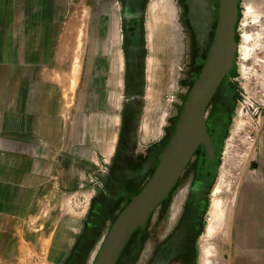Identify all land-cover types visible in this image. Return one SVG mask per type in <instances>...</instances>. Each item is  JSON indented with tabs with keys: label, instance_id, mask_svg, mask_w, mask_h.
<instances>
[{
	"label": "crops",
	"instance_id": "1",
	"mask_svg": "<svg viewBox=\"0 0 264 264\" xmlns=\"http://www.w3.org/2000/svg\"><path fill=\"white\" fill-rule=\"evenodd\" d=\"M236 1L234 29L240 13ZM177 5L190 38V0H177ZM6 13L10 18L0 21V264H119L127 240L116 252L104 247L121 234L115 230L125 222L123 214L139 205L149 182L140 189L147 172L140 166L137 175L129 173L124 145L132 139L145 95L149 107L156 100L141 81L173 82L178 56L172 9L165 11L161 1L153 0L149 68L145 72L142 66L135 82L129 80L133 71L126 56L115 49L117 19L111 4L104 23L109 57L92 50L97 44L91 43L92 23L86 20L92 6L76 0H1L0 14ZM169 35L171 44L164 50L160 43ZM123 64L120 88L116 72ZM188 68L181 77L180 105L190 108ZM153 114L145 112L136 141L140 146L161 133L164 116L154 120ZM138 159V165L146 164L147 156ZM252 159L237 188L233 222L238 234L250 224L252 240L264 245V131Z\"/></svg>",
	"mask_w": 264,
	"mask_h": 264
},
{
	"label": "rangeland",
	"instance_id": "2",
	"mask_svg": "<svg viewBox=\"0 0 264 264\" xmlns=\"http://www.w3.org/2000/svg\"><path fill=\"white\" fill-rule=\"evenodd\" d=\"M5 1L8 2L9 0ZM76 1H78L79 4L82 3L93 7L94 13L90 16H86V20L88 19L87 22L92 23L91 31L88 32V35L92 40L91 43L97 44V47H93L92 50L97 52L100 56L102 54L105 56L107 55L106 57H109L112 52L108 50L107 45L105 46L106 43H104L108 40L104 31L105 11L107 3L114 7L115 17L117 19L116 37L114 40L116 45L115 49H117V52L119 51L121 56H126L124 48L122 0ZM160 1L165 11L171 7L173 13L172 17L168 18L171 20V25L174 27V35L176 36L175 53L178 56L177 61H175L176 73L174 74L173 82L170 83V81L164 79L163 82L161 81V86L158 84V81L155 86L148 84L149 82L146 80H144V82L143 80L141 81L144 90L145 88H147L148 91L152 89L153 95H156L155 102H151V107L154 110V120L164 116V121L161 133L155 138L157 140L145 146H140V144L136 143L140 129H142L144 115L150 100L148 94L145 95L146 97H144L142 108L136 112L131 127L132 139L130 143H125L124 145V149L127 150L123 151L128 158L126 160V167L129 169L132 168L131 165L134 163L132 161L136 159V161L139 162V155L149 156L150 153H155L159 139L171 125L172 118L176 115L180 107L182 92L184 91L181 77L185 69L189 70L188 65H190L188 62L190 61V42L188 43L186 30L183 28L181 22L177 0H159V2ZM152 2L153 0H145L142 12L138 17V23L141 28V65L143 69L147 66L149 68V56L151 53L149 27L151 24L150 13ZM239 4L240 13L236 26V48L232 56L233 71L231 72V76L234 83L233 86L227 85L229 91L234 93L235 98L229 117L221 130L220 139L219 141L217 140V145L214 148V150L216 149L217 156V172L216 176L214 175V183H210V188L205 190L207 198L206 206L199 231L196 233L195 238L192 239L194 242V249L190 258L191 260L188 262L186 256L175 257L174 254L164 255L158 258L156 256V248H154L153 245L155 236H158V240L160 239L158 243H160L166 239V235L168 238V235L172 234L169 229L173 225L174 213L177 211L182 200L179 198L178 204L176 203L178 198L177 192L171 194L170 200L164 201L162 205L153 211L149 222L137 230L129 242V247L121 257L119 264H149L154 262V260L156 262L160 260L163 264H199L201 256L200 241L212 217V191L221 175L222 169L226 171L223 200L227 202L228 217L227 221L223 224L222 230L217 231L208 242L210 248V264H264L263 240H252L250 224H248V229H246L248 231L238 234V229L233 222L238 185L244 172L252 165V156L256 154L258 149V139L264 131V0H239ZM5 9L6 11L10 10V6L8 5ZM127 9L130 11V6L127 5ZM165 13L167 15L168 11ZM9 18L10 16L8 13L3 16L0 14V21H6ZM154 21L158 22V18L155 17ZM167 22L169 21L167 20ZM98 45H101L102 48L98 47ZM102 50H104V52H101ZM147 61L148 63H146ZM161 61V67H163L164 72L166 71V73H168L169 67L167 63L163 62V60ZM109 65L110 63H108V66ZM83 71L85 72V76H88V74L86 75L87 70L85 67ZM95 71L96 69H94L93 72L91 71L93 77H95ZM116 71L117 69L115 67L114 72ZM123 73L124 64L122 70L116 72L121 79L120 88H122ZM108 76L109 75L106 76L107 80L109 78ZM93 84L97 86L95 82ZM218 98L219 94L212 98L209 108L212 109L216 105ZM240 112H242L241 116L239 115ZM210 119V116L206 118V122L209 124L211 121ZM237 124L239 126L236 128ZM214 130L215 128L211 125L206 127L208 135L213 134ZM234 130H236L235 134ZM250 136L253 137L254 140H252ZM129 157L132 160H129ZM139 166L143 169L145 168V164H139ZM155 228L157 232L155 230V234H153ZM131 244L133 245L132 251L130 247Z\"/></svg>",
	"mask_w": 264,
	"mask_h": 264
},
{
	"label": "flooded vegetation",
	"instance_id": "3",
	"mask_svg": "<svg viewBox=\"0 0 264 264\" xmlns=\"http://www.w3.org/2000/svg\"><path fill=\"white\" fill-rule=\"evenodd\" d=\"M144 4L145 0H122L124 48L128 69L133 71L130 82L136 81L142 68L141 28L138 17ZM127 5H130V11ZM225 9L224 0H190V108L185 103L180 105L155 150L157 168L164 166L165 169H174L181 164L170 189L172 194L178 192L177 204L179 198L182 200L169 229L172 234L167 238L166 233V239L160 243L158 236H155L153 245L158 258L174 254L175 257L186 256L190 262L194 249L192 239L203 221L207 199L205 190L210 188L217 168L214 148L235 98L234 93L228 89L234 83L231 76L232 59L228 65V45H222L221 42ZM234 39L236 41V29ZM217 94L218 101L211 109L210 101ZM209 116L210 124L206 122ZM203 125L214 127V133L200 138L198 134ZM189 149L190 154L187 156ZM155 230L156 228L153 234ZM132 246L131 244V251ZM149 264L163 262L154 260Z\"/></svg>",
	"mask_w": 264,
	"mask_h": 264
},
{
	"label": "water",
	"instance_id": "4",
	"mask_svg": "<svg viewBox=\"0 0 264 264\" xmlns=\"http://www.w3.org/2000/svg\"><path fill=\"white\" fill-rule=\"evenodd\" d=\"M226 3V9L224 13V19L222 23V45H228V65L232 59L233 53L236 48V41L234 39V25L237 19V8L236 0H224ZM205 97V96H203ZM203 102V100H202ZM204 108V107H203ZM198 136L207 137V131L205 125L200 129ZM194 144V143H193ZM190 154V149L187 156ZM187 156L185 157L187 159ZM184 158V160H185ZM181 164L176 165L174 169H165L164 166L157 168L153 177L147 183L145 189L140 195L139 205L136 203L131 208L129 207L122 218H125V222L121 223L120 231L121 234L116 236L114 239L108 240L104 249L116 252L119 250V246L122 242H125L131 235L133 230L143 225L155 205L167 194L172 184L174 183Z\"/></svg>",
	"mask_w": 264,
	"mask_h": 264
},
{
	"label": "bare ground",
	"instance_id": "5",
	"mask_svg": "<svg viewBox=\"0 0 264 264\" xmlns=\"http://www.w3.org/2000/svg\"><path fill=\"white\" fill-rule=\"evenodd\" d=\"M169 38L166 39V41H161V47L162 49L165 46H170L171 44V38L170 35ZM155 40V39H154ZM160 39H156L157 43ZM165 45V46H164ZM151 84H153V80L151 81ZM153 93L152 90L150 91V94ZM147 114L153 113L154 110L151 107H147L146 109ZM239 115H242V112L239 113ZM239 125H236V128ZM236 133V130H234V134ZM226 176L225 169H222L221 175L214 185L213 191H212V200H211V215L210 223L208 224L205 233L203 235L201 243V256L199 264H210V248L208 245L209 240L217 233V231H221L223 224L225 221H227V202L223 200V190H224V178ZM212 264V263H211Z\"/></svg>",
	"mask_w": 264,
	"mask_h": 264
},
{
	"label": "trees",
	"instance_id": "6",
	"mask_svg": "<svg viewBox=\"0 0 264 264\" xmlns=\"http://www.w3.org/2000/svg\"><path fill=\"white\" fill-rule=\"evenodd\" d=\"M124 150H127V149H124ZM130 160H132V159H130ZM132 162H134L133 163V165H131L132 166V168L131 169H129L128 171H129V173L130 174H132V172H133V174L135 173L136 175H137V173H138V167H139V165H138V161H136V159H135V161H132ZM157 157H156V152L155 153H150V155L148 156L147 155V159H146V164H145V168L144 169H146V176L144 177V179L145 180H141V182H140V189L143 187V185H145V183L148 181V180H150L149 178L152 176V174L153 173H155V171L157 170ZM130 166V165H129ZM216 172H217V168H216V171H215V173H214V175L216 176ZM129 174V175H130ZM214 175H213V179L215 178L214 177ZM127 177H128V173H127ZM137 177V176H136ZM212 179V181L210 182V183H214V180ZM148 183V182H147ZM139 189V190H140ZM172 194V191L170 192V194L168 195V197L167 198H165L162 202H161V204L164 202V201H166V200H170L171 198H170V195ZM100 208V207H99ZM103 210V209H102ZM94 213H96V214H99L100 212H95V210H94ZM152 214H153V209L150 211V213H149V215H148V217H147V219H146V222L144 223V225H146L147 224V222H149V219L151 218V216H152ZM96 225V224H95ZM137 230H139V229H136V230H134L132 233H131V235H130V237L127 239V243L129 244V242H130V240L132 239V237H133V235L137 232ZM96 239H98V238H96ZM95 239V241H97ZM94 241V240H93ZM196 258V257H195Z\"/></svg>",
	"mask_w": 264,
	"mask_h": 264
},
{
	"label": "built area",
	"instance_id": "7",
	"mask_svg": "<svg viewBox=\"0 0 264 264\" xmlns=\"http://www.w3.org/2000/svg\"><path fill=\"white\" fill-rule=\"evenodd\" d=\"M250 138H251L252 140H254V138H253V137H251V136H250Z\"/></svg>",
	"mask_w": 264,
	"mask_h": 264
}]
</instances>
